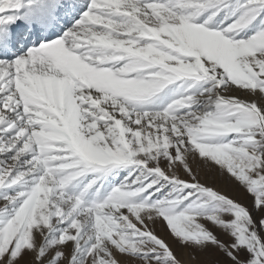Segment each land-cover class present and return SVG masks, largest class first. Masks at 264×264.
<instances>
[{"label": "snow or ice", "instance_id": "6c2138e0", "mask_svg": "<svg viewBox=\"0 0 264 264\" xmlns=\"http://www.w3.org/2000/svg\"><path fill=\"white\" fill-rule=\"evenodd\" d=\"M185 254L264 264V0H0V264Z\"/></svg>", "mask_w": 264, "mask_h": 264}, {"label": "rangeland", "instance_id": "374dc122", "mask_svg": "<svg viewBox=\"0 0 264 264\" xmlns=\"http://www.w3.org/2000/svg\"><path fill=\"white\" fill-rule=\"evenodd\" d=\"M237 198L242 202V203H248L249 200L245 198L243 194H239ZM182 260L184 264H198V261L191 260L187 254L182 256Z\"/></svg>", "mask_w": 264, "mask_h": 264}]
</instances>
